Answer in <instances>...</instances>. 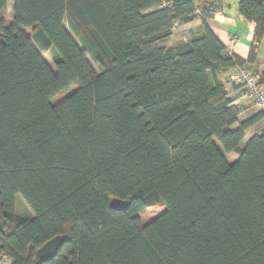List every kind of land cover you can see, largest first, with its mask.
I'll return each instance as SVG.
<instances>
[{
  "label": "trees",
  "instance_id": "16d2710c",
  "mask_svg": "<svg viewBox=\"0 0 264 264\" xmlns=\"http://www.w3.org/2000/svg\"><path fill=\"white\" fill-rule=\"evenodd\" d=\"M237 8L254 24L245 60L195 0H13L10 21L0 0V262L264 264V126L245 140L264 114L240 120L218 78L256 60L264 0ZM193 17L200 34L168 44Z\"/></svg>",
  "mask_w": 264,
  "mask_h": 264
},
{
  "label": "crops",
  "instance_id": "0c3cea01",
  "mask_svg": "<svg viewBox=\"0 0 264 264\" xmlns=\"http://www.w3.org/2000/svg\"><path fill=\"white\" fill-rule=\"evenodd\" d=\"M210 6L216 13L212 17L204 19V23L212 33L223 43V45L234 55L247 59L250 49V42L253 36L254 24L244 19L238 12V0H195ZM202 20L193 17L186 22L175 24L173 33L169 37L168 44L180 41H188L200 34ZM264 67V36L260 42L256 60L245 65V69L251 73L261 70ZM238 68L226 70L219 74L218 78L223 83L227 95L231 98V104L240 109L239 119L243 120L256 113L252 103L245 98V85L232 81L230 75ZM264 126V119L259 124L260 130ZM248 131V130H247ZM255 133V132H254ZM248 135L247 139L252 136ZM2 260L1 262H6Z\"/></svg>",
  "mask_w": 264,
  "mask_h": 264
},
{
  "label": "rangeland",
  "instance_id": "374dc122",
  "mask_svg": "<svg viewBox=\"0 0 264 264\" xmlns=\"http://www.w3.org/2000/svg\"><path fill=\"white\" fill-rule=\"evenodd\" d=\"M12 5H13V0H6V15H5V18L7 20H9V21L12 19ZM27 33L30 34L31 30L28 29ZM42 55H43L44 59L48 62V64L50 66H52V58H51L50 54L48 52H46V53H43ZM89 60H90V62L92 64V66L95 68V70L98 71L96 65L94 64V62L91 59H89ZM67 93L68 92L57 94L52 99V101L54 102L56 99L63 98ZM260 123H258L257 125L251 127L250 129H248V131H246L245 140L247 139L248 135H251L254 132L257 133L259 131L258 127H259ZM244 143L245 142L243 141L242 144H244ZM228 158L231 159V160L235 159L236 158V154L234 152H231V153H229ZM159 212H160V208L159 207H151V208H148L147 210H145L144 212L139 213L138 217H139V220H140L141 223H145L149 218L155 217ZM15 213L17 215H19V216L28 217V218L32 217L33 214H34L32 209L27 205V203L24 201L23 197L20 194H17L15 196ZM0 264H9V261L0 262Z\"/></svg>",
  "mask_w": 264,
  "mask_h": 264
},
{
  "label": "built area",
  "instance_id": "2783aa9c",
  "mask_svg": "<svg viewBox=\"0 0 264 264\" xmlns=\"http://www.w3.org/2000/svg\"><path fill=\"white\" fill-rule=\"evenodd\" d=\"M230 79L245 85V98L252 103L257 112L264 114V87L257 86L255 77L244 67H240L230 75Z\"/></svg>",
  "mask_w": 264,
  "mask_h": 264
},
{
  "label": "water",
  "instance_id": "95a60500",
  "mask_svg": "<svg viewBox=\"0 0 264 264\" xmlns=\"http://www.w3.org/2000/svg\"><path fill=\"white\" fill-rule=\"evenodd\" d=\"M110 206L114 210H126L128 202L125 199L112 198L110 200ZM65 241L64 235H56L48 239L42 246H40L35 252V259L37 262H44L52 259L62 243Z\"/></svg>",
  "mask_w": 264,
  "mask_h": 264
}]
</instances>
